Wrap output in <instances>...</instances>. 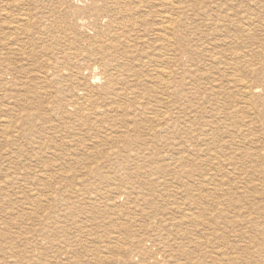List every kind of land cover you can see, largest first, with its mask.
Masks as SVG:
<instances>
[{"label": "rangeland", "instance_id": "1", "mask_svg": "<svg viewBox=\"0 0 264 264\" xmlns=\"http://www.w3.org/2000/svg\"><path fill=\"white\" fill-rule=\"evenodd\" d=\"M45 1L47 0H42L45 10H42L43 16L47 15L48 9L54 6L53 2L49 4V0ZM91 1L80 0L75 5L86 10ZM135 1L137 0L133 2ZM152 1L144 2L138 15H146L149 11L151 14H147L146 21L150 26L147 25L146 28L153 25L149 33L153 34L155 30L156 33H162L160 15L166 12V9L161 6L163 2ZM158 1L161 3L159 4ZM173 2L187 8V11L182 13L172 11L174 17L180 18L179 22L183 20L175 32L179 36L177 39L187 36L188 48L195 50L196 53L191 51L181 58L180 52L176 55L174 51L160 58L161 67L170 68L177 73L176 79L179 83L176 85L177 100L176 97L173 100H165L168 93L155 84L150 93L141 90L150 100L146 102L148 118L146 121L149 123L144 121L142 127H138L140 129L132 134L128 129H124L121 139H111L100 134L90 137L84 133L83 130L86 129L78 123L75 122V126L71 127L72 122L65 114L49 115L47 109L60 110L57 102L60 99H63V104L68 103L70 94L65 91V86L62 90H56V86L53 85H46L47 89H43L46 86L34 73L32 77L28 75L33 81L28 83L20 81L22 75L31 73L35 65L38 66L48 57H32V59L29 57L28 61L27 58L24 59L25 56L11 55L10 50L8 52L6 49H1L5 54L0 55V264H98L97 261H103L102 264H140L141 260L135 256L136 243L144 239H153L152 236L156 239H161L159 236L167 238V233H171L167 232V225L171 220L177 219L183 222L182 217L187 211L185 209L189 208L183 203L185 200L183 192L189 193L187 184L193 187L188 186L192 192L197 189L194 185L202 180L201 176H204V180L208 178L203 192L208 194L209 199L204 201L205 204H200L196 203L198 198L193 197L192 203L198 208V210L195 208V212L200 219L194 227L187 223L189 227L179 228L175 251L171 246H168L167 250L183 264H194L198 261L208 264L203 254L214 251L211 248L192 254L188 260V257L185 259L183 252L194 251L192 246L197 242L221 248L229 246L232 248L236 245V249L228 253L237 258V263L264 264V235L261 234L264 227V184L261 185L262 182L264 183V93H258L254 109L245 108L244 99H241V95L236 94L235 88L225 81V79L229 81V74L234 71L233 69L228 71L227 64L232 63L231 59L237 54L243 58L242 60H251L256 68L260 67L254 76L246 77L252 84L260 83L256 76L258 73H264L262 70L264 0H173ZM31 3L34 4L33 0ZM133 7L131 4V8ZM10 10L7 7L6 14L0 11L3 12L0 14L1 27L5 23L10 27L11 24L8 23H12L11 20H14L13 23L17 21L16 10ZM147 17L152 22L147 20ZM104 25L105 22L100 21L96 31L80 24L69 29L70 32L66 30L65 33L68 34L63 36L64 39L55 38L56 41L53 39L55 41H52L53 52L49 56L55 57L56 53L61 51L67 53L70 47L90 46L88 38H92L97 31L102 30ZM3 27L1 29L5 32L1 35L2 38L6 32L7 35L10 34L8 27ZM244 28L251 31H245ZM88 31L93 33L90 34ZM149 33L147 37L145 36L146 44H144L147 46L151 43L153 48L159 41L153 36L154 34ZM248 34L250 35L247 36ZM84 37L85 40L87 38L86 41ZM152 37L157 39L154 40ZM212 42L214 44H211ZM152 53L154 55L155 51ZM212 54L215 55L213 60L210 58ZM84 61L82 64L87 62L92 64L88 59ZM24 77L26 78V75ZM220 84L221 88H219ZM214 86L217 89H214ZM100 90L98 95L103 100L104 92L100 93ZM27 92H33V95L27 96L28 99L25 97ZM34 95L41 98L34 97L31 101L30 98ZM58 96L59 100H57ZM164 106L178 123L170 131L164 130L165 122L162 119L163 113L166 112ZM127 113H131V110L129 109L125 114ZM20 115H33L35 121H21ZM159 118L162 121L157 122ZM185 118L191 120V125L188 121L182 123ZM70 131L73 134L77 133L76 137H69ZM170 132L171 138H174L175 149L185 144L191 145L192 148L189 147L184 155L179 151L164 153L163 142L170 137ZM204 133H207V136ZM127 141L136 145L143 143L142 148L151 150L146 152L150 154V162L155 164L147 163L143 159L128 160L126 156L136 152L137 149H125ZM213 142L221 148H215ZM68 145L77 149V152H74L76 154L63 150ZM210 147L214 148L217 154L206 157L202 153L201 157L196 155L195 159L194 149ZM166 154L170 155L172 160L168 159V163H164L161 167L157 164L161 162L158 157L161 158ZM183 156L188 158V161L181 162L179 157L183 158ZM204 163H207V166ZM54 165L57 167H52ZM162 168L168 172L167 179H173L169 181L168 189L164 190V198L159 200L154 196L157 188L151 183L155 178L151 177L147 170ZM99 172L112 179L133 174L132 179H124L122 184L115 182L122 190L133 194L128 204L126 201L118 202L119 204L115 205L120 208H116L100 200L96 185L99 184L98 189H104L105 192L107 184L99 180L97 175ZM191 172L194 179L187 175ZM144 183H148L149 193L146 192ZM247 186L250 188L245 189ZM212 191L218 193H211ZM174 193L177 196L175 205L171 204V200H176L172 197ZM195 193L194 191L193 194ZM108 195L113 198L111 193ZM216 195L220 199L215 200ZM144 197L152 202L153 209H148ZM228 201L234 204L229 206ZM92 202L99 210L93 208ZM217 205L220 210L228 208L230 211L228 220L231 223L223 217L213 220L215 212L208 209H213ZM133 209L136 210L135 213ZM142 209L145 211L144 216L141 215ZM190 210L193 211V208ZM110 218H113V223L109 221ZM239 221L242 225L237 227ZM76 224L81 227L79 231L74 230ZM256 225L260 228L257 236ZM57 226H63L62 234L56 232ZM254 227L255 231H253ZM123 228L128 230L130 236H135L139 240L137 242L126 240ZM185 228L189 237L180 240ZM216 228L219 231L213 234V229ZM191 233L204 237L196 240L192 238L194 236ZM65 238L70 240L67 244L72 242L75 246L63 247ZM254 239L258 241L257 244L254 243ZM149 250L153 253L160 251L159 248H149ZM244 253L246 257L243 256ZM161 260L162 257L159 258V261Z\"/></svg>", "mask_w": 264, "mask_h": 264}, {"label": "bare ground", "instance_id": "2", "mask_svg": "<svg viewBox=\"0 0 264 264\" xmlns=\"http://www.w3.org/2000/svg\"><path fill=\"white\" fill-rule=\"evenodd\" d=\"M49 1H50L49 4L50 3L52 4L53 2L54 6L48 9L49 12L47 13V15L43 16L44 13L42 12V10L44 8L42 5V0H33L34 2L33 5L31 3L32 0H0V11L5 12L7 11V7H9V10L10 8H12V9H15L17 12V13L15 12L17 14L16 22L13 23L14 20H11L12 23L7 22L8 24H11L10 27H8V25L5 23L4 25L5 26L7 25L8 28L3 25L5 28H7V30L10 31L9 35H7V32H6V35L9 37L5 35L6 37L4 36V38H2L1 35L4 34L5 31H2L1 28L3 26L2 27L0 26V55L4 53L1 51V49L3 50L6 49L8 50V52L9 50L11 51V55L17 54V55H20L21 57L25 56L24 58L25 60L26 58L28 59L29 57L31 59L32 57L33 58L48 57L47 59H44L43 62L39 64L38 66L35 65L31 73H26L22 75L23 77L20 75L22 78L20 79V81L23 83H28V82L33 81L30 79L29 76L32 77V73H34L38 76L37 77L38 80L39 79L42 80L45 86L46 85L56 86V90L58 89L62 90L63 86H65V89H66L65 91L68 94H70L68 96L69 101L67 104H63L64 103L63 99L59 100V96H58L57 100L59 101L57 102H58V106L60 110L58 109L57 111L55 108L51 110L47 109V113L49 112V115H52L54 113L65 114L66 117L70 119L69 121L72 122L71 127L75 126L74 124L78 123L79 126H81L83 129H86L83 131L85 134H88V136L90 137L100 134L102 136H105L111 139H114V138L121 139L123 138L124 129H128L130 134L135 133L137 129L138 130L140 129L138 127H142L143 122L148 119L146 117V110H147L146 102H149L150 100L146 98L147 97L146 94L142 93L141 90H144L150 93L152 90L153 84H155V85H158L159 87H162L165 93L166 92L168 93L167 96L164 98L165 100H173L176 97L177 95L176 85H179L176 79L177 73L170 68L161 67L159 63H161L160 58H163L169 52L173 53L175 51L176 55L178 52H180L181 58L190 54L191 51L196 53L195 50H190V48H188V41H186L188 40L187 36L185 35L181 36L180 38L183 40L182 41L180 38L177 39V37L179 36L177 33H175L178 27L182 24L183 20L179 22L180 18L178 19L174 17L172 14V11L174 10L175 12L182 13V12L187 11V8L183 7L180 4L173 2V0H159L163 2L161 6L162 8L166 9V12H163L160 15L162 16L161 17L162 18L161 20L162 21V27H161L162 33L160 32L156 33L155 32L156 30H155L153 32L154 34L153 35L152 32H150L153 36H156L159 41V43L157 44L156 42L154 44L155 46L153 45L154 47L152 48V44L148 43V41H147L148 43L147 46L145 45L146 44L145 40H146V37L148 36L147 33L151 31L149 29H153L152 28L153 25H151V27L146 28L147 25L150 26V24L149 23L147 24V21H146V16H148L147 14L150 12L144 9L145 11H147V14L145 13L146 15H142L140 13L141 15H138V13L141 12V8L143 7L144 2H151L152 0H137L135 1L136 3L133 2L134 0L133 1L132 0H92V1L90 0L91 3L87 8L88 13H87V9L82 10L81 7L78 8V6L75 5L80 0H49ZM45 2H48V0ZM161 2H159V4ZM131 4H132V7L134 6L133 8H131ZM30 5H32V7L34 8L30 7ZM47 5H46V8H48ZM12 9L10 11H12ZM41 13L43 14L41 15ZM8 19L9 17L7 18V20ZM147 20H149L148 17H147ZM100 21L105 22V25L103 26V29L102 30L99 29L100 31H97L96 34L92 38H88V41H90V46L89 45L86 47L80 46L77 48L70 47L67 53L64 51H61L59 53H56L55 57L49 56L50 53L53 52V46H54V44H52L53 39L55 41H56L55 38L64 39L65 37L63 38V36H66L68 34L67 32L69 31V29L71 30L73 29V27H77V24H80L81 26H86L89 29H95L96 31V29L99 28ZM66 30H67L66 32L67 34L65 33ZM77 30H80V29L77 28ZM244 30L248 32L251 31V29H245V28ZM91 32L89 33L91 34ZM249 35L250 34H248L247 36ZM156 37L155 39H157ZM152 38L154 39V37ZM84 40H85V37H84ZM153 41L152 43L155 42ZM141 43L142 45H140ZM211 44H214V42H212ZM143 45H145V47H141ZM88 47H91V48H88ZM154 51H155V54L154 55L153 53L151 54V52H154ZM153 57H157V58H153ZM210 58L212 60L215 59V55L212 54ZM86 59H88L92 64L88 62L85 64H82V61ZM242 59H243L242 57L235 54L234 57L231 59L232 63L227 64L228 67L226 69L228 71L230 69H233L234 71L232 74H229L230 78L228 79L230 82L226 79L225 81H227L228 84L230 83L229 85L235 88L236 94L239 93V95H241V99H244L245 108L254 109V106L256 104V100L258 97L257 96L258 93H264V73L257 74L256 78L260 82L258 85L252 84L250 81L246 79V77L248 78V77L254 76L258 72L260 67L256 68L254 64L252 63V61L249 59L248 60H246L245 58H244L245 60H242ZM11 70H13V68H11ZM262 70L264 71V67L262 68ZM25 75H26V78L24 77ZM185 78L186 77H184V80ZM15 82L17 83V80H15ZM39 84H41V82ZM43 84H42V87H44ZM47 86L46 88L44 87L43 89H47ZM77 86L78 88H76ZM221 86L222 85L220 84L219 88H221ZM69 87H72V89H68ZM214 89H217V87L214 86ZM24 90L26 92V87L24 88ZM61 90L60 92L63 93ZM99 90H100V93L104 92L105 97L103 100H101L100 95H98ZM41 91L40 93H42ZM32 93L33 92H27L25 95L26 99H28L27 96ZM159 95L161 96L160 93ZM34 97L39 98L40 96L37 97L34 95L33 97L30 98V100L32 101V98L34 100ZM55 97H54V100H55ZM176 100H177V97H176ZM164 108L166 109V112L163 113V117H162L163 122H165L164 130L170 131L172 128H175L174 126H177L178 123L175 122L174 119L172 118V113L167 111V107L164 106ZM129 109L131 110V113L125 114ZM63 114H61V116ZM33 115H36V114H33ZM33 115H30V116L20 115L19 117L21 121L33 122L35 121V116ZM162 119L161 118L157 119V122L162 121ZM153 121L156 122L154 119ZM184 121H188L189 125H191V120L189 118H185L182 121V123ZM146 122L149 123V121H146ZM50 130L53 131L52 128H50ZM71 132L72 131H70L69 137L71 138L76 137L77 133L73 134ZM241 132H243V130ZM229 133H231V131H229ZM204 135L207 136V133L206 134L204 133ZM163 143H165L164 153L167 151L169 152L179 151L181 155H184L185 152L188 151L189 147L192 148L191 145L185 144V145H180L179 149H175L174 148V138H171V132H170V137L167 140H165ZM212 145L215 148H221L220 146L216 145L214 142L212 143ZM125 146H126L125 149H131V148L132 150L137 149L136 152H131V154H128L126 156L128 160L129 159H133V160L143 159L144 161H147V163H151L150 154L146 152V151L151 152V150L142 148L144 146L143 143L136 145L134 142L127 141L125 143ZM63 150L69 151L72 154L75 151L77 152V149H74V147L71 145L65 146ZM202 153H203V156H206V157L207 155L217 154L216 150L211 147L207 149H194L193 150L194 157L196 155H200L201 157ZM158 159H160L161 162L157 164H160L161 167L164 165V163H168V159L172 160L171 156L168 154L163 155L161 158L158 157ZM249 159L251 158L249 157ZM179 160L181 162L188 161V158L183 156V158L179 157ZM151 164H155V163H151ZM205 165L207 166V163ZM228 165L232 166V164H228ZM52 167H57V166L54 165ZM43 168L50 171V169L48 168H45V167ZM147 172L151 177L155 178V181L151 182L157 188V190H155L154 192L155 198L159 200L163 199L165 196V191L168 189L170 185L169 181L173 178L168 180L166 177L168 172L163 168L155 169L151 171L147 170ZM173 173H176V172H173ZM97 175H98L99 180H101L102 182H106L107 184V189L105 188V192H103L104 189L102 190L98 189L99 184L96 185V189L99 192V198L101 201H104L106 202L107 205H112L116 208H120V206L115 205L118 202L126 201V203L128 204L133 194L128 192L127 190H122V188L119 185H117L115 182L118 181L120 184H122V181L124 179L126 180L132 179L133 174H130V175L127 174L123 178H120V179L118 178L112 179L108 175H101V172H99ZM187 175L192 176L193 172L187 173ZM174 177L178 178L177 175H174ZM201 177H202V180L197 182L196 185H194L197 187V189L195 190L193 189L196 192L195 195L193 194L194 191L192 192V189L188 187L190 186V184H187L188 185L187 189L189 193H186L185 191L183 192L184 193L183 196L185 197V200L183 203L189 206L188 209H185L188 211V213L186 211V214H184V216L182 217L183 222L177 219L171 220V223L167 225L169 227V228L167 227V232H171V233H167V238L159 236L161 237V239L160 238L156 239L154 238V236H152L153 239L149 238V239H144L142 242L141 241L137 242L139 239H136L135 236L134 237L132 235L130 236L129 235L130 233L128 232V230L126 228H123L122 231H124L123 235L125 236L126 240L128 241L135 240V242H137L135 256L136 258H139L141 260L140 264H183L182 262L177 261V257L173 253L169 252L167 250L168 249L167 247L171 246L173 247V250H174L177 244L176 236L179 233V228L183 229L184 227H189V226L194 227V225L196 226V222L198 221V219H200L196 215V212H195L196 206L192 203L193 197L198 198L196 203L199 202L200 204H203L206 199H209L208 194H205L203 192L204 188H206L207 186L206 182L208 181L207 180L208 178L204 180L203 179L204 176H201ZM191 178L194 179L195 177L192 176ZM263 184L264 183L262 182L261 185ZM147 185L148 183L143 184V186H145L146 192H148ZM249 188L250 186H247L245 189H249ZM221 191L223 190L221 189ZM108 193H111L113 195V198H110ZM211 193H214V191H212ZM217 193H214V194H217ZM172 197L175 198L176 200H171V204L175 205V203H177L175 202L177 201V196L174 193ZM214 197H215V200L220 199L218 195ZM144 202L146 205L148 204L147 205L148 209L149 208L153 209L152 208L153 205H152V202H150V200L145 199L144 197ZM227 203L229 204V206H232L234 204L233 202H230V201H228ZM153 204L155 203L153 202ZM212 204H214V202ZM92 206L94 209H98L97 206L93 202H92ZM156 206H157V203H156ZM192 208H193V211L190 210ZM196 209L198 210V208ZM208 210H213L215 212V217L213 218L214 221L216 219H221L222 217L223 219L228 220V218L230 217L229 216L230 211L228 210V208H223L222 210H220L219 206L217 205V206H214L213 209H208ZM128 211L130 212V210ZM133 211H134L133 213H135L136 210L133 209ZM140 211H143V209ZM144 212L145 211L142 212L141 214L142 216H144ZM137 216L138 215H136V217ZM211 220H209V222ZM67 221L70 222V220H67ZM109 221L113 223V218H110ZM187 223H189V226H187ZM229 223L231 222L229 221ZM240 225H242L241 221L238 222L237 227H239ZM61 227L63 226H57L56 228L57 233L64 232V229ZM255 227L257 229L255 232V235L257 236L259 234L260 228L257 225ZM255 227L253 228V231H255ZM80 228L81 227H79V225L76 224L74 227V230L79 231ZM218 231L219 229L217 228L215 230L213 229V234H217ZM191 234L192 236H194L192 238H195L196 240H200L201 238L204 237V235L195 236L193 235V233ZM261 234L264 235V227L261 231ZM181 235L183 237L180 240H184V238L189 237L187 228L184 229V232ZM130 237L134 239H131ZM170 237H172V239H170ZM219 238L220 236H218L217 239ZM69 241L70 240H67L65 238L63 242L64 243L63 247L69 246L70 248H72L73 246H75L74 245L75 243H72V242L67 244V242ZM257 242L258 241L254 239V243L257 244ZM192 247L195 249L194 251H190V252L184 251L183 252L185 255V259L188 257L187 260L190 259L192 254H197L198 252L202 250H208V248H211V250H214V251L206 252L203 254V257L208 260L207 261L208 264H241L240 262L237 263V258L234 257L233 254L228 253V251L236 249V245L232 246V248H230V246L226 248H221L220 246L208 245V244H203L202 242H197L196 245ZM149 248H154V249L159 248L160 251L153 253L151 250H149ZM240 250L242 251V249ZM70 253L71 252H69V254ZM243 256L246 257V253H244ZM160 257H162V260H161L162 262L159 261ZM101 262L103 261H100V262L97 261L98 264H102ZM188 264H193V263H188ZM194 264H202V262L198 261L197 263H194Z\"/></svg>", "mask_w": 264, "mask_h": 264}]
</instances>
